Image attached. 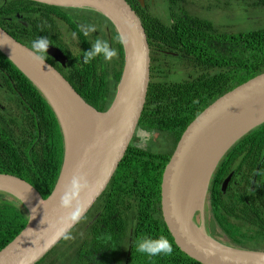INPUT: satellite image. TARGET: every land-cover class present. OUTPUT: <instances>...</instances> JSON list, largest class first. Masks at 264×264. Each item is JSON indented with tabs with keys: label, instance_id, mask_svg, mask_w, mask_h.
<instances>
[{
	"label": "trees",
	"instance_id": "trees-1",
	"mask_svg": "<svg viewBox=\"0 0 264 264\" xmlns=\"http://www.w3.org/2000/svg\"><path fill=\"white\" fill-rule=\"evenodd\" d=\"M129 1L134 7L139 5V11L146 21V26L154 37L155 46L159 40H180L183 43V49H186L190 56L195 55L194 63L201 65L202 68L195 67L200 70L198 76H188V71L184 68L181 69V80L160 83L162 82L160 79H164L165 76L158 70L160 57L154 48L151 82L139 126L150 133L164 132L172 140L173 150L168 149L157 153L131 144L113 176L112 186L107 187L102 193L108 204L103 215L108 213V219H111L113 215L117 216L118 227L126 232L127 239L131 233L130 226L133 227L135 256L132 264H203L192 259L179 248L163 219L160 208L162 174L175 150L177 141L190 122L219 96L247 81L254 75L255 70L264 71V29H240L239 33L231 34L218 32L216 37L220 47H204L205 38L218 30L219 26L211 19L199 15L192 17L195 21L194 28L201 27L200 32L191 28L186 20L178 25L171 22V27L168 28L164 26L165 21L150 12L152 6L146 5L142 8L139 0ZM240 1L252 3L257 8L258 6L264 7V0ZM228 4L230 1L225 4L221 3L220 8ZM78 9L82 8L48 5L32 0H0V13L4 15H14L16 12L24 14L22 25H27L32 20V26H35L43 14L60 15L74 31L79 30V25L84 23L72 14V11ZM30 11L33 13L29 14ZM51 11L53 13H50ZM93 15L98 24L105 23L108 31L112 33L111 39L103 37L101 40L107 41L109 48L116 50L115 56L108 60L101 54L86 63L84 55L92 49V46L87 37L82 34L80 44L83 47L77 55L63 42L61 50L65 54L66 65L56 62L50 55L46 54V58L67 77L83 97L96 108L103 110L105 106L99 98L104 95L111 101L114 98L124 67V47L118 39L120 34L114 23L100 12L95 11ZM6 23L16 22L6 21ZM0 25H4L2 20H0ZM42 27L48 34L52 26L46 24ZM14 36L23 44H28V41L19 34L14 33ZM1 62L8 73L18 75L20 82H23L21 84L28 86L29 89H23V94L33 106V110L30 114L28 111L23 112L24 120H19L22 124L16 134H13L7 125L11 123L12 114L7 115L5 111H2V116H0V173L22 177L46 198L57 183L63 163L64 141L61 128L41 91L0 51ZM215 66L222 70L215 75H208L204 72ZM162 87L166 89L163 90ZM174 98H176V103L172 102ZM40 107H43L46 112H41ZM30 128L35 133V139H39V144L34 147L28 140ZM261 152H264V124L243 136L226 154ZM222 176V166L219 163L210 183L211 217L208 223L216 221L223 225L226 198L223 199L225 195L220 187ZM229 197L228 206L230 208L237 206L231 201L235 196L229 192ZM247 198L245 196L239 199L242 204L249 205L247 204L249 202L245 201ZM233 200L236 202V199ZM97 209L101 207L98 206ZM256 210L253 204L250 206L249 214L254 215ZM234 215L236 211L233 212L232 216ZM28 219L27 212L18 201L0 197V250L25 228ZM231 229L237 231L235 235L238 238L232 239L234 244L262 249L260 247L264 245L263 215L260 214L259 218L250 217L248 220L242 217V220ZM228 230L231 231L230 228ZM92 233L96 235L95 226L92 228ZM161 236L167 238L172 245L173 252L170 255L160 253L149 256L138 251V244L142 239L158 240ZM62 241L52 249L50 257L59 249ZM50 252L35 264H43ZM83 253H86V247H82L80 251H74L72 257L66 256L65 264H70L76 254L80 259L78 264H81Z\"/></svg>",
	"mask_w": 264,
	"mask_h": 264
},
{
	"label": "water",
	"instance_id": "water-1",
	"mask_svg": "<svg viewBox=\"0 0 264 264\" xmlns=\"http://www.w3.org/2000/svg\"><path fill=\"white\" fill-rule=\"evenodd\" d=\"M55 6L97 10L117 27L125 59L109 112L88 103L69 80L35 50L0 26V51L41 91L59 121L64 160L57 183L44 198L28 181L0 173V191L19 199L29 214L25 228L0 250V264H35L50 252L99 200L133 138L144 110L150 82L152 43L139 11L129 0H32ZM144 5V0H139ZM48 55L62 65V51L49 45ZM264 124V73L228 91L186 127L164 168L161 210L179 248L203 264H264V249L229 245L197 225L210 181L221 159L243 136ZM141 129L138 133L143 136ZM143 148L146 142H142ZM255 173V176L258 173ZM231 175L223 182L226 192ZM74 179H82L65 201ZM80 208L78 219H71ZM203 215V213H202Z\"/></svg>",
	"mask_w": 264,
	"mask_h": 264
},
{
	"label": "flooded vegetation",
	"instance_id": "flooded-vegetation-1",
	"mask_svg": "<svg viewBox=\"0 0 264 264\" xmlns=\"http://www.w3.org/2000/svg\"><path fill=\"white\" fill-rule=\"evenodd\" d=\"M188 4L197 6L196 0H173V3H171V0H168L167 4H157L156 0H144V5L140 3L142 8L146 7V5L154 7L155 12H159L158 17L162 18L165 21L164 26L168 28L171 27V22L174 23L176 20L178 21L180 17L190 19L191 25L194 26L192 17L194 15L199 14L192 11V9L187 8ZM135 8L139 11V5ZM150 12L154 14V11L151 10ZM28 13L32 14L33 12L30 11ZM2 17L5 21L16 22H3L4 25H2V27L5 28L12 36H14V33H17L22 38L26 39L28 41V44L25 45L29 47L32 46L34 41H37L41 37H46V35H48L46 34L45 28L42 27V25L46 26V24L52 26L49 30L51 33H53L55 37L51 38L52 41H49L50 45L55 46L61 50L63 42L65 43V41L63 40L64 27L62 25H65L66 22L60 15L54 16L50 14H43L36 22L35 26H32V20L27 25H22V22L24 21V14L20 12H16L14 15L5 14ZM220 26H222L224 29L225 27L227 29L232 28L231 26L224 24H220ZM220 26H218L219 30L222 29V27ZM56 35L59 38H56ZM213 39H216V34L209 35L205 38L207 43ZM17 40L19 41V39ZM159 43L162 46L163 51L180 49L183 45L180 40H159ZM209 44L210 43H208L204 47L209 46ZM46 54L47 53L44 54V58L49 61L46 58ZM21 83L23 82H20V77L18 75H12L8 73L7 69L4 67L3 62H1L0 116H2V111H5L6 109H9V111H7V115L12 113L15 115L22 114L24 111H28V113L30 114L31 110H33V106L29 103V101L25 98V95L23 94V89L28 88V86L23 85ZM2 103H5L6 105L4 106ZM40 111L46 112L43 107H40ZM145 132H147V130H145ZM149 138V135H145L144 137L145 140H149ZM28 140L31 143L32 147L39 144V139H35V133L31 128L28 132ZM143 141L144 140L142 139V137H138L136 139H133L132 144L138 142L140 145H143ZM220 164L222 166L223 171V176L220 182L221 191L223 182L227 179L229 175H231V178L229 179V182L227 184V190L226 192H223L225 195L223 199L226 198V207L223 214V219L225 220V222L223 220V225H221L223 226V229L228 230V228H232V226L235 227L236 224L242 220V217L245 218V215L249 214L250 206H252L253 204L257 208V210L253 213L255 217L259 218L260 214L264 216V152L226 154L220 161ZM258 165H260V168L257 175L255 176V171ZM112 180L113 178L111 179V181ZM111 181L108 187L112 186ZM229 192L236 197V202L234 200H231L233 204H237V206L235 207L230 208L228 206V199L230 198ZM245 196L248 197L245 201L249 202L247 203L249 205H241L242 203L239 198H245ZM99 200L101 201V209L98 210L96 208L92 212V220L90 219V221L86 225V228L88 227V229L91 227L90 231H92L93 226H95L96 235L93 237L94 240L91 239V245H88V250L90 252L86 251L87 253H83L81 257L83 258V260L86 261V264H132L135 256L133 237H131L133 228L130 226L131 233L127 239L126 232H124L122 228L118 227V220H116L118 219L117 216L113 215L111 219H108V213L103 215L108 205L106 198L102 196ZM256 202H260L262 205H258L256 204ZM91 209L92 207L85 213V215H87ZM226 211L229 214L226 213ZM234 211H236V215L232 216ZM249 218L250 217L245 219L248 220ZM228 223L229 225H227ZM73 229H75V226L72 228V230ZM235 232H237L236 229Z\"/></svg>",
	"mask_w": 264,
	"mask_h": 264
},
{
	"label": "rangeland",
	"instance_id": "rangeland-1",
	"mask_svg": "<svg viewBox=\"0 0 264 264\" xmlns=\"http://www.w3.org/2000/svg\"><path fill=\"white\" fill-rule=\"evenodd\" d=\"M2 1H6V0H2ZM196 1H197V6L188 4L187 8L192 9V11L198 14H201L203 12H207L208 9L213 7L212 12L211 13L209 12V13L211 15H213L214 13H217V15L215 16V21L218 23H222L227 20V25L234 27V28L237 27L238 30L240 29L250 30L251 28L264 29V7L258 6L257 8L256 6L252 5V3L242 2L240 0H220V1L218 0H196ZM229 1H230V4L220 8L221 3L225 4ZM167 2L168 0H156L157 4H167ZM171 3H173V0H171ZM212 3H215L216 5ZM152 11H154V14L156 16H159V12L158 11L155 12L154 7H152ZM72 14L76 16L79 21L82 20L84 23L81 24V26L77 24L79 25V30L77 31H74L72 27L67 23L65 25H62L64 27L63 40L65 41V44H67V46L71 49V51L74 52L76 55L80 52V49L82 50V47H83L80 44L81 43L80 35L82 34L85 35V30L88 29L89 26H94L96 29L95 31H89L88 35H85L87 36V40H89L92 47L97 39L101 40L103 37H108L109 39H111L112 33L108 31V26L103 22H101L102 24H98L93 18L94 13H92L88 8H83V9L72 11ZM3 15L4 14L0 13V20H2L3 22H6L2 17ZM46 37L49 40H52L51 38H55L53 33L51 32H49ZM56 38H59V37L56 35ZM169 65L171 66L170 76L168 78L160 79V81H162L160 83H163L165 81H168V82L174 81L179 76V74H181L182 65L179 62L172 60L170 61ZM164 68L167 70L168 67L165 65ZM187 71H188V74L191 76H198L200 72V70H197L193 67H189ZM162 89L165 90L166 87H162ZM2 104L4 106L6 105L5 103H2ZM5 111H6L5 113L7 114V111H9V109L8 110L6 109ZM22 114L15 115L12 113L13 118L10 121L11 123L9 124L7 123V125L9 126L13 134H16L17 131L21 128L22 123L19 120H24V117ZM172 145H173L172 140L168 136H166L165 133L162 131L153 132L150 135L149 140H147L148 150L150 149L151 151H154L157 153L164 152L168 149L173 150ZM259 168H260V165L257 166L256 171ZM0 197H3L4 199H8V200H15L20 203V200L15 198V196L9 193L3 192V191H0ZM203 204H204L203 210L202 211L198 210L197 212L196 222L200 226L202 223V225L204 226V230L210 235H212L214 238L219 239L226 244L228 243L234 244L232 239L238 238L235 235V230L231 228H230L231 231L227 229L225 230L223 229V226H221L216 221H210L208 223L211 217V210L209 208V205H210L209 197H207V199L203 202ZM256 204L262 205L260 202H256ZM100 205H101V201L98 200L95 203V205L92 207L90 212L87 215H85L84 218L81 219L79 224L76 225L75 229H73L68 234V237L62 241L61 245L59 246V249L52 255V257L50 256L53 250L47 255V257H45L43 264H65L64 262L65 256L72 257L74 254V251L78 248L79 244L86 246V244L88 243L89 245H91L92 243L91 239L94 240L93 239L94 235L92 231L88 230V227L86 228V225L90 221V219L92 220V212ZM241 205H244V204H241ZM254 216L255 215L247 214L245 215V218L254 217ZM260 248L264 249V246H261ZM79 261L80 259L78 258V254H76V256L72 258V262L70 264H78Z\"/></svg>",
	"mask_w": 264,
	"mask_h": 264
},
{
	"label": "clouds",
	"instance_id": "clouds-1",
	"mask_svg": "<svg viewBox=\"0 0 264 264\" xmlns=\"http://www.w3.org/2000/svg\"><path fill=\"white\" fill-rule=\"evenodd\" d=\"M218 1H220V0H218ZM39 3H41V2H39ZM196 4H197V1H196ZM212 4H214V5H216L215 3H212ZM78 8H81V7H78ZM83 9V8H82ZM212 9H213V7H211L210 9H208V11L207 12H203V13H201V14H199V16H203V17H206V18H208V19H211L212 21H214L216 24H218L219 26H220V24H224V25H227V20L225 21V22H222V23H218V22H216L215 21V16L217 15V13H214L213 15H211L210 13L212 12ZM92 13H95V11L96 12H99V11H97V10H93V9H89ZM210 12V13H209ZM103 14V13H102ZM160 18V17H159ZM227 18V17H226ZM109 19V18H108ZM162 19V18H161ZM110 20V19H109ZM163 20V19H162ZM184 20H186L188 23H190V19H187V18H184V17H180L179 18V20L177 21H175L174 23L176 24V25H178L180 22H182V21H184ZM111 21V20H110ZM164 21V20H163ZM112 22V21H111ZM194 22V26H192L191 25V23H190V25H191V28H193V29H195L197 32H200L201 31V27H197V28H194L195 27V21H193ZM115 25V24H114ZM145 26H146V22H145ZM115 27H116V25H115ZM147 27V26H146ZM220 27H222V26H220ZM117 28V27H116ZM147 29H148V27H147ZM96 29H95V27L94 26H89V28L88 29H86L85 30V35H88V32L89 31H95ZM218 32H221V33H223V32H228V33H239V31H238V29H237V27H232L231 29H227L226 27H225V29L222 27V29L221 30H216L215 32H213L211 35H213V34H216V33H218ZM148 35H149V43L151 44L152 43V52H151V67H152V63H153V55H154V48H156V51H157V55H159V57H160V62H159V64H158V70H160L161 72H162V74L165 76V78H168L169 76H170V70H171V66L169 65L170 64V61H172V60H174V61H176V62H179L182 66H181V69H184V68H186V69H188L189 67H193V68H195V67H197V66H199V67H201L202 68V66L201 65H197V64H195L194 63V59L196 58V56L195 55H192V56H190L188 53H187V50L186 49H183V47L181 46V48L180 49H173V50H170V51H163V49H162V46L160 45V43H159V41H158V43H157V45L155 46V44H154V37H153V35H152V33H151V31H150V29L148 30V33H147ZM87 37V36H86ZM80 39H81V37H80ZM118 39H119V41L121 42V43H123L124 42V40H125V38L121 35V36H119L118 37ZM208 43H210L209 44V46H215V47H220V43L218 42V38L216 37V39H213V40H210V42H208ZM207 42H206V44L205 45H207L208 44ZM49 45H50V42H49V39L47 38V37H41L39 40H37V41H34L33 42V44H32V48L35 50V59H37L38 61H41V62H43V60H44V54L47 52V49H48V47H49ZM109 44H108V42L107 41H102V40H100V39H97L96 40V42L93 44V47H92V49H90V50H88L86 53H85V55H84V60H85V62L87 63V62H89L90 60H92V59H94L96 56H99V55H101V54H103L104 55V58L105 59H108V60H110L113 56H115L117 53H116V50L114 49V48H112V49H110L109 48V46H108ZM124 59H125V52H124ZM241 63V62H240ZM239 63V64H240ZM238 64V65H239ZM66 65V64H65ZM167 66L168 68H167V70L164 68V66ZM186 65V66H185ZM237 65V66H238ZM248 67V66H247ZM246 67V68H247ZM258 68V67H257ZM222 69L220 68V67H218V66H215L214 68H212L211 70H209V71H205L204 70V72L206 73V74H208V75H215V74H217L218 72H220ZM60 71V70H59ZM61 72V71H60ZM62 73V72H61ZM151 73H152V68H151V70H150V82H151ZM262 73H264V71H260V72H257V70H255L254 71V75L252 76V77H250L249 79H251V78H253V77H255V76H257V75H260V74H262ZM63 74V73H62ZM64 75V74H63ZM168 75V77H166ZM65 76V75H64ZM122 76V75H121ZM188 76H190L189 74H188ZM66 77V76H65ZM180 77H181V74H179V76L176 78V80H174V81H172V82H177V81H179V80H181L180 79ZM67 78V77H66ZM216 79V78H215ZM248 79V80H249ZM247 80V81H248ZM150 82H149V87H150ZM246 81H244L243 83H245ZM243 83H240V84H238L237 86H239V85H241V84H243ZM119 85V84H118ZM118 85H117V88H116V92L114 93V98H113V100L111 101V99H107L106 98V96L104 95L103 97H101V98H99V100L104 104V106H105V108L103 109V110H100V109H98V108H96L95 106V108L96 109H98L99 111H101V112H109V109L111 108V106H112V104H113V101H114V99H115V96H116V93H117V89H118ZM236 86V87H237ZM236 87H234V88H236ZM233 88V89H234ZM230 90H232V89H230ZM229 90V91H230ZM148 91H149V88H148ZM228 92V91H227ZM226 92V93H227ZM225 94V93H224ZM224 94H222V95H224ZM147 95H148V93H147ZM174 95V94H173ZM221 95V96H222ZM221 96H219V97H221ZM218 97V98H219ZM217 98V99H218ZM84 99L88 102V103H90L85 97H84ZM216 100V99H215ZM214 100V101H215ZM213 101V102H214ZM146 102H147V97H146ZM172 102H175L176 103V98H174L173 100H172ZM91 104V103H90ZM92 105V104H91ZM145 105H146V103H145ZM210 105V104H209ZM93 106V105H92ZM145 107V106H144ZM143 113V112H142ZM55 114V113H54ZM142 116V115H141ZM140 120V119H139ZM59 122V121H58ZM61 128V127H60ZM136 130H135V132H134V135H133V138H132V140H131V142H130V144H129V147H130V145L132 144V141H133V139H136V138H138V137H142V139L146 142V147L145 148H143L138 142H135L133 145H137L138 147H141V148H143V149H148L147 148V140H145L144 139V137H145V135H151L152 133H150L149 131H147V132H145V130L146 129H144V128H142L141 126H139V121H138V124H137V126H136ZM139 129H141L142 131H141V133L143 134V136H141L139 133H138V130ZM154 132V131H153ZM62 133V132H61ZM62 137H63V135H62ZM128 147V148H129ZM128 150V149H127ZM127 152V151H126ZM126 154V153H125ZM63 160H64V157H63ZM63 164V163H62ZM217 169V168H216ZM61 170V169H60ZM216 171V170H215ZM215 171H214V173H215ZM116 173V172H115ZM214 173H213V175H214ZM8 174H10V173H8ZM12 175H14V174H12ZM16 176V175H15ZM17 177H19V176H17ZM213 177V176H212ZM20 178H22V177H20ZM23 179V178H22ZM212 179V178H211ZM25 180V179H24ZM82 183V179H74L73 180V182H72V185L69 187V189H68V191H67V193H66V195L64 196V200L65 201H70L71 199H72V197L74 196V194H75V191L77 190V187L80 185ZM210 183H211V181H210ZM107 189V188H106ZM105 189V190H106ZM223 192V191H222ZM103 195H101L100 197H102ZM207 197H209V199H210V186H209V196H207ZM100 199V198H99ZM207 199V198H206ZM20 204L21 205H23L22 203H21V201H20ZM160 204H161V200H160ZM94 206V205H93ZM92 206V207H93ZM160 208H161V206H160ZM209 208H210V205H209ZM27 212V211H26ZM197 212H198V210L196 211V213H195V216H194V220H195V222H196V215H197ZM27 214H28V212H27ZM81 215V209L80 208H78L75 212H74V214H72V216H71V219H73V220H75V219H78L79 218V216ZM28 216H29V214H28ZM85 216V214L82 216V218ZM81 218V219H82ZM81 219L79 220V222L81 221ZM164 219V218H163ZM78 222V223H79ZM95 222V221H94ZM77 223V224H78ZM77 224H75L74 226L76 227V225ZM196 224L197 225H199L197 222H196ZM201 225H202V223H201ZM200 226V225H199ZM132 227V226H131ZM73 228V227H72ZM133 228V227H132ZM72 231V229L63 237V239L64 238H66L67 236H68V234L70 233ZM209 234V233H208ZM132 235H133V230H132V233H131V237H132ZM62 239V240H63ZM61 240V241H62ZM60 241V242H61ZM89 244L87 243L86 244V246H83V245H78V248L75 250V251H80V249L82 248V247H86V251H89L88 250V248H89V246H88ZM230 245H236V246H239V245H237V244H230ZM250 248V247H249ZM138 251L139 252H141V253H146V254H148L149 256H154V255H158V254H160V253H165V254H171L172 252H173V248H172V245L170 244V242L167 240V238H165V237H163V236H161L158 240H152V239H150V238H144V239H142L141 241H140V243L138 244ZM90 252V251H89ZM87 253V252H86ZM65 260H66V256H65ZM81 264H86V261L85 260H83V258L81 257Z\"/></svg>",
	"mask_w": 264,
	"mask_h": 264
},
{
	"label": "bare ground",
	"instance_id": "bare-ground-1",
	"mask_svg": "<svg viewBox=\"0 0 264 264\" xmlns=\"http://www.w3.org/2000/svg\"><path fill=\"white\" fill-rule=\"evenodd\" d=\"M205 225V224H204Z\"/></svg>",
	"mask_w": 264,
	"mask_h": 264
}]
</instances>
